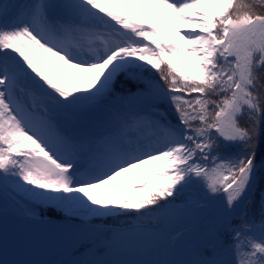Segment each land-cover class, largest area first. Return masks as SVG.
<instances>
[{
    "label": "snow or ice",
    "instance_id": "6c2138e0",
    "mask_svg": "<svg viewBox=\"0 0 264 264\" xmlns=\"http://www.w3.org/2000/svg\"><path fill=\"white\" fill-rule=\"evenodd\" d=\"M90 109L104 114L98 134L72 137L56 119ZM260 167L264 0H0V185L68 222L62 264H98L104 218L164 234L196 190L211 214L171 238L175 264H264V193L259 221L249 214ZM136 170L141 196L117 183Z\"/></svg>",
    "mask_w": 264,
    "mask_h": 264
},
{
    "label": "rangeland",
    "instance_id": "374dc122",
    "mask_svg": "<svg viewBox=\"0 0 264 264\" xmlns=\"http://www.w3.org/2000/svg\"><path fill=\"white\" fill-rule=\"evenodd\" d=\"M145 75L158 79L154 73H145ZM137 103L132 101L128 105V111H136ZM159 107L168 114L169 120L175 122L174 112L168 104L162 103ZM103 118L104 114L100 109L68 114L58 112L56 115L61 129L76 138L101 132L102 129L98 125ZM226 152H231V149H227ZM142 174V170H136L118 178L117 183L123 185L127 192L137 196L144 195L145 192L136 191L133 188V184L141 179ZM200 199H202L200 191L196 190L188 205H180L172 210L165 223L159 225L165 228L164 234L149 227V225L157 226L155 220L138 222L133 216L120 215L104 218L102 222L97 221V223L108 225L111 229L106 236L99 238L100 247H104L107 243V250L95 255V249H93L89 258L97 261L98 264H175V261L180 259L183 245L172 241L175 247H170L169 241L174 236V232L183 223H194L192 227L181 232L186 241L190 240L198 235L205 217L211 214L209 209L197 207L196 201ZM260 203L261 198L257 211L260 209ZM212 207L214 208L215 205ZM43 210L37 203L25 202L20 196L14 197L11 186L5 188L0 185V231L6 229L8 237L7 255L0 257V264H4L5 259L28 261L33 264L47 262V264H62L73 258V255L65 254V245L71 233L68 222L49 217ZM200 213V218H197ZM121 228L130 230L150 228L153 236L141 234L142 236L133 237L122 234Z\"/></svg>",
    "mask_w": 264,
    "mask_h": 264
},
{
    "label": "bare ground",
    "instance_id": "6f19581e",
    "mask_svg": "<svg viewBox=\"0 0 264 264\" xmlns=\"http://www.w3.org/2000/svg\"><path fill=\"white\" fill-rule=\"evenodd\" d=\"M145 231L151 232L152 230L150 228H147V229H145ZM66 253H67L66 254L67 256L72 255V248L70 246V239H68V241H67ZM51 264H56V263H51Z\"/></svg>",
    "mask_w": 264,
    "mask_h": 264
},
{
    "label": "trees",
    "instance_id": "16d2710c",
    "mask_svg": "<svg viewBox=\"0 0 264 264\" xmlns=\"http://www.w3.org/2000/svg\"><path fill=\"white\" fill-rule=\"evenodd\" d=\"M129 85H130V83H129ZM129 85H128V86H129ZM49 214H50V215H53V216H56V215H54V214H52V213H49ZM56 217H57V216H56Z\"/></svg>",
    "mask_w": 264,
    "mask_h": 264
}]
</instances>
